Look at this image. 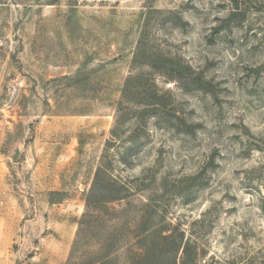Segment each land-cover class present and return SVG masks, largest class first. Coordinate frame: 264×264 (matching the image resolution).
Listing matches in <instances>:
<instances>
[{"label": "rangeland", "instance_id": "374dc122", "mask_svg": "<svg viewBox=\"0 0 264 264\" xmlns=\"http://www.w3.org/2000/svg\"><path fill=\"white\" fill-rule=\"evenodd\" d=\"M98 172L145 264H264V0H0V264H66Z\"/></svg>", "mask_w": 264, "mask_h": 264}, {"label": "trees", "instance_id": "16d2710c", "mask_svg": "<svg viewBox=\"0 0 264 264\" xmlns=\"http://www.w3.org/2000/svg\"><path fill=\"white\" fill-rule=\"evenodd\" d=\"M161 109L164 110L162 104H154L151 109L144 112L140 120L144 119L143 124H145L147 118L157 116ZM98 174L99 172L96 174L66 264H109L123 248L124 240L133 239L128 235L130 232L140 233L135 238L143 244L140 246L137 241V244L131 245V248L123 253L127 259L126 264H145L152 252V244L156 237L163 241H167L169 237L163 235L162 231L154 230L149 199L146 203L140 202L142 213L131 219L127 211L121 209L133 195L138 194L137 190L123 187L112 177H107L106 186L101 187L98 184ZM132 182H140V186L145 187L140 178H134ZM188 246L189 242L183 245L182 253L185 257Z\"/></svg>", "mask_w": 264, "mask_h": 264}]
</instances>
